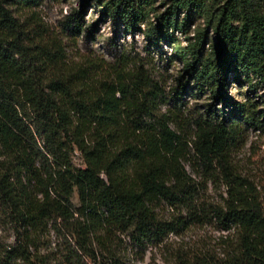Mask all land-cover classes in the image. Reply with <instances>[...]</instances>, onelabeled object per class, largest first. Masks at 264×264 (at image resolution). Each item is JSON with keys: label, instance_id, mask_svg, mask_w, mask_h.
<instances>
[{"label": "trees", "instance_id": "trees-1", "mask_svg": "<svg viewBox=\"0 0 264 264\" xmlns=\"http://www.w3.org/2000/svg\"><path fill=\"white\" fill-rule=\"evenodd\" d=\"M93 1H103L101 13L126 30L144 22L148 0ZM33 5L0 0V228L12 237L0 240V264H58L41 252L50 230L70 238L68 264H82L79 253L109 251L119 235L135 246L158 244L178 225L159 214L161 204L179 208L189 223L225 232L218 253L192 251L178 257L180 264H264V195L230 161L233 124L253 118L225 82L230 72L264 86V0H166L146 27L156 45L202 20L185 46L186 70L221 108L194 122L189 143L208 178L224 188L217 203L196 196L181 163L185 144L166 119L154 117L150 84L138 72L112 69L107 82L70 64L62 38ZM68 20L62 28L78 33L80 14ZM74 150L83 167L72 163Z\"/></svg>", "mask_w": 264, "mask_h": 264}, {"label": "rangeland", "instance_id": "rangeland-1", "mask_svg": "<svg viewBox=\"0 0 264 264\" xmlns=\"http://www.w3.org/2000/svg\"><path fill=\"white\" fill-rule=\"evenodd\" d=\"M11 3L12 0H6ZM31 7L35 15L49 29L62 38L66 59L70 64L80 65L92 77L113 81L112 69L123 72H138L156 93L154 117L167 120L172 131L177 133L185 144V157L181 163L192 178L200 201L221 202L224 188L217 181L209 179L207 173L194 158L190 140L194 132V122L199 119H212L213 108H221L214 101L205 86L194 84L186 70L189 55L185 50L192 41L196 28H202V20L194 18L184 32L172 31V40H158L150 44L145 36L146 27L154 23V18L166 7V0H148L142 6L144 22L133 30L124 29L123 24L101 13L103 1L93 0H34ZM27 9H23L22 14ZM80 14L81 30L71 33L62 27L67 25L72 15ZM182 13L180 14V16ZM208 42L212 34L205 29ZM202 50L208 49V43ZM93 74V75H92ZM124 76H126L124 74ZM227 94L235 100L245 102V110L250 112L252 123L239 120L233 124L230 137V161L236 171L252 180L261 197L264 195V86L256 83L255 77L246 80L241 75L237 80L232 73L225 74ZM209 104H212L210 106ZM71 161L83 167L78 151L71 153ZM264 198V197H263ZM72 202L77 203L76 194ZM159 214L178 224L158 244L147 243L135 246L124 235L114 238L109 251L95 248L94 257L79 255L82 264H180L182 258L192 251L218 253L221 249L219 236L225 234L213 224H194L186 220L179 208L165 204L158 206ZM182 216L183 222H180ZM60 230H52L43 239L41 252H51L58 264H68L66 256L72 248L70 238H65ZM0 240L11 241V233L0 228Z\"/></svg>", "mask_w": 264, "mask_h": 264}]
</instances>
